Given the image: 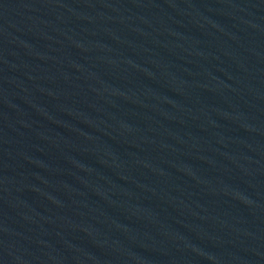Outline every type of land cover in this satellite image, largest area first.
<instances>
[{"label":"water","instance_id":"water-1","mask_svg":"<svg viewBox=\"0 0 264 264\" xmlns=\"http://www.w3.org/2000/svg\"><path fill=\"white\" fill-rule=\"evenodd\" d=\"M0 264H264V0H0Z\"/></svg>","mask_w":264,"mask_h":264}]
</instances>
